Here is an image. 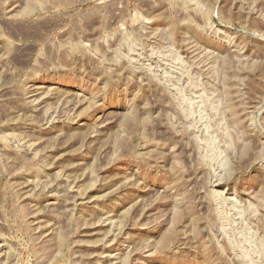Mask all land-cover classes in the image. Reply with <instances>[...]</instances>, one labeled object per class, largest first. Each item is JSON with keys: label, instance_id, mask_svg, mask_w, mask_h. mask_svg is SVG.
<instances>
[{"label": "rangeland", "instance_id": "obj_1", "mask_svg": "<svg viewBox=\"0 0 264 264\" xmlns=\"http://www.w3.org/2000/svg\"><path fill=\"white\" fill-rule=\"evenodd\" d=\"M0 264H264V0H0Z\"/></svg>", "mask_w": 264, "mask_h": 264}]
</instances>
